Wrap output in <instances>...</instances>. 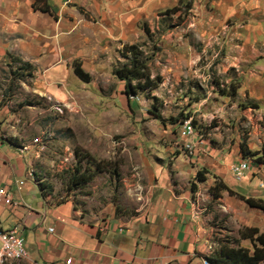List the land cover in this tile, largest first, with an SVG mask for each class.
Returning a JSON list of instances; mask_svg holds the SVG:
<instances>
[{"label":"crops","instance_id":"obj_1","mask_svg":"<svg viewBox=\"0 0 264 264\" xmlns=\"http://www.w3.org/2000/svg\"><path fill=\"white\" fill-rule=\"evenodd\" d=\"M188 1L48 0L51 15L36 11L35 0H0V71L29 67L32 85L20 82L26 89L22 96L61 105L69 98L72 84L83 88L100 76H112L114 55L144 42L148 33L153 34L150 25L161 20L162 31L155 34L160 51L153 78L159 71L162 86L174 89L175 93L169 92L172 97L183 98L182 83L189 86L197 77L188 59L197 52L181 35L183 26L175 24L179 15L165 18ZM195 1L196 36L205 43L225 39L228 52L218 66L219 76L227 87L238 80L240 88L232 107L217 111L218 125L207 120L192 137L180 136L181 123L167 127L155 121L161 128L160 141L138 144L137 157L131 155L123 167L132 168L129 176L123 175L124 183H142L145 204L132 200L118 209L109 198L104 202L98 197L97 186V194L85 204L55 203L41 185L44 180L33 159L38 153L22 152L26 131L15 122L9 124L16 114L0 109V187L15 204L0 205V228L16 229L27 251L26 259L10 264H211L220 252L210 255L206 246L214 223L226 218L221 209L244 230L264 234V211L247 203L264 205L259 188L264 183V162H258L264 161V130L259 124L264 118V0ZM168 22H173L172 28ZM227 23L233 26L228 28ZM235 39L242 41V49H234ZM76 67L89 75L90 83L76 76ZM11 94L14 102L16 92ZM221 99L222 103L231 100ZM242 102L252 103L257 110L248 106L239 111ZM195 109L192 106L188 114H195ZM221 120L229 127H223ZM248 125L252 132L247 141L240 130ZM50 133L46 127L44 135ZM245 160L253 162L255 169L237 181L232 169ZM135 169L141 173V183L132 175ZM109 188L107 184L105 191ZM231 230L236 236V230Z\"/></svg>","mask_w":264,"mask_h":264},{"label":"rangeland","instance_id":"obj_2","mask_svg":"<svg viewBox=\"0 0 264 264\" xmlns=\"http://www.w3.org/2000/svg\"><path fill=\"white\" fill-rule=\"evenodd\" d=\"M195 2L189 0L167 13V16L164 15L168 17L166 20H170L171 15H179L175 24L183 26L181 35L184 39L189 38L197 52L196 56L188 58L193 70L197 71V77L190 81L189 86L182 83L183 98L172 97L169 92L172 90L175 93L174 89L162 86L159 71L156 70L153 78L155 57L160 51L155 43V34L162 31L161 20L150 25L153 34L148 33L144 42L134 45L140 53L136 58L146 63L151 79L158 81L157 89L153 91H136V94L132 93L128 97L126 82L120 81L114 75L115 70L130 65L134 59L131 54L114 55L113 69H109L113 77L100 76L99 81L95 80L83 88L72 84L68 88L69 98H65L61 105L42 102L32 96L27 97L28 99L22 96L26 94V89L20 82L25 80L27 85H32L33 79L32 72L24 66L16 69L5 67L0 71V109L7 108L16 114L9 124L15 122L21 131H26L23 134L28 140L24 142V146H31V150L38 153V157L33 159L37 163L41 179L44 180L41 185L55 203L74 201L85 204L95 195L94 187L97 186L100 190L98 197H103L101 199L104 202L109 198L118 209L132 200L141 206L137 198L138 186L123 182V175L126 173L129 176L132 172V168L123 167H127L126 162L130 160L131 155L132 158L136 155L138 144H145L147 141L150 145L157 143L161 138L159 126H172L187 118L192 119L197 130L204 129L207 120L212 126L218 125L220 120L217 118V111L221 108L229 110L236 102V97H230V102L225 103H222L221 99L225 93L231 94L228 89L231 85H239L238 80H233L227 87L225 81H221L222 76H219L218 66L226 59L228 46L224 44L225 39L222 37L205 43L196 36L195 14L199 12V8ZM172 23L168 22L167 26ZM226 26L230 28L233 25L227 23ZM234 43L235 50L242 49L243 43L240 39H235ZM234 71L231 69L229 73L234 74ZM132 87H136L135 82ZM12 91L16 92L14 102L11 101ZM161 92L165 96L158 98ZM114 94L115 97L111 98ZM206 100L208 102L205 104ZM60 106L62 108H59ZM192 106H196V113L188 114ZM248 106L257 110L252 103L246 102L238 104L237 109L244 112ZM149 114H152L153 118H150ZM158 117H161L163 123ZM155 121H158L159 126ZM221 123L223 127H229L223 120ZM260 125L264 126V121ZM46 127L51 128L50 135H44ZM250 132V125L241 128L243 140L250 139ZM35 140H39L40 144H33ZM120 141L126 142L125 150L115 146ZM99 176H102L103 180L97 181ZM106 176H109V179ZM84 177H91V181L86 185H82L81 179ZM107 184L110 188L105 191ZM220 211V215H225L226 218L217 220L213 226L214 232L209 234L211 239L206 247L210 255H217L225 245L248 250L253 254L252 244L244 242L238 235L245 227L237 220H228L230 215L223 209ZM231 229L236 230V236Z\"/></svg>","mask_w":264,"mask_h":264},{"label":"trees","instance_id":"obj_3","mask_svg":"<svg viewBox=\"0 0 264 264\" xmlns=\"http://www.w3.org/2000/svg\"><path fill=\"white\" fill-rule=\"evenodd\" d=\"M34 9L36 11H41L43 13H49L53 15L52 9L48 4V0H35ZM129 55L131 54L134 59L130 62L129 66H123L121 69L115 70L114 75L120 80L126 82V94L128 97L135 93L136 91H153L157 89L158 81H154L151 79V75L149 73V69L146 63L138 61L136 58L139 56L138 48L135 46H126L121 55ZM26 70H30L29 67L24 66ZM76 76L85 83H90L91 79L89 75L85 74L79 67L75 69ZM136 83V87H132V83ZM143 82H145L143 84ZM239 85L237 86H230L229 89L231 90V94L225 93L224 96L228 97H236L237 91L239 89ZM159 119L161 117H158ZM189 118L178 121L176 124L181 125L188 120ZM161 120V119H160ZM161 123L163 121L161 120ZM194 124V123H193ZM195 126V125H194ZM244 157H248L250 154L246 151L245 146L243 145L241 148ZM258 162H264L262 160ZM83 178V176L81 177ZM83 181L82 185H86L91 181V177L81 179ZM248 205L251 208L260 209L264 211V205L260 201L248 200ZM239 236L241 240H249L254 248L253 254L250 253L248 250L244 249H235L231 248L230 246H223L220 250V257L218 260L211 261V264H263L264 263V234H260L259 230L252 229V230H244L239 232Z\"/></svg>","mask_w":264,"mask_h":264},{"label":"built area","instance_id":"obj_4","mask_svg":"<svg viewBox=\"0 0 264 264\" xmlns=\"http://www.w3.org/2000/svg\"><path fill=\"white\" fill-rule=\"evenodd\" d=\"M59 108H62L60 106ZM264 118L260 119V124H263ZM264 130V126H262ZM196 133V127L193 124L192 119L186 120L182 125L180 129V136L182 138H188L194 136ZM33 144L37 145L40 144L39 140H35ZM42 144V143H41ZM117 147L122 148L123 150L126 149V142L120 141L116 143ZM31 146H24L22 148L23 153H27L31 151ZM256 166V165H255ZM254 163L250 160H245L241 162L239 165L234 166L232 169V172L234 174V177L237 181H240L246 173L252 172L255 169ZM258 167V166H257ZM134 176L136 181L141 183L142 176L138 169L134 170ZM260 190L264 193V183L259 184ZM138 200L141 202V204H145V190L143 186H138ZM0 205H6V206H13L15 205L13 203V200L11 196L7 193V191L4 188L0 187ZM54 230L51 229L50 232H53ZM27 257V251H26V245L25 240L23 236L16 230H10V231H4L0 228V264H10L12 262L21 261L26 259Z\"/></svg>","mask_w":264,"mask_h":264}]
</instances>
